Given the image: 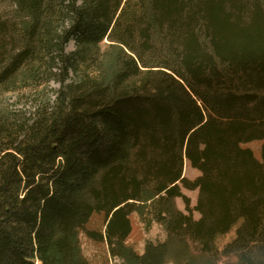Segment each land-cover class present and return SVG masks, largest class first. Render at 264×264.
I'll return each mask as SVG.
<instances>
[{
  "label": "trees",
  "instance_id": "16d2710c",
  "mask_svg": "<svg viewBox=\"0 0 264 264\" xmlns=\"http://www.w3.org/2000/svg\"><path fill=\"white\" fill-rule=\"evenodd\" d=\"M5 1L0 264H91L81 235L124 264L172 242L264 264V146L243 145L264 138V0ZM135 211L167 242L128 245Z\"/></svg>",
  "mask_w": 264,
  "mask_h": 264
},
{
  "label": "rangeland",
  "instance_id": "374dc122",
  "mask_svg": "<svg viewBox=\"0 0 264 264\" xmlns=\"http://www.w3.org/2000/svg\"><path fill=\"white\" fill-rule=\"evenodd\" d=\"M7 1L0 0V12L4 13L7 9ZM109 42L104 40L101 43V48L109 53L113 51L109 47ZM73 49V43L68 45V50ZM249 147L253 154L262 159V148L264 146V138L260 140H253L243 144ZM199 174V171L192 167L190 163L185 160L183 165V176L194 179ZM182 192L186 198L189 199L191 207H194L197 200V190H189L182 188ZM175 205L185 211V203L182 198L175 199ZM194 217L198 218L199 214L194 211ZM132 229L126 239V243L130 245L137 253L142 254L145 252L148 244L159 245L167 242V234L164 227L155 222H147L146 215L140 214L135 211L131 214ZM100 222L99 218H95L91 227H96ZM234 229L223 236L217 238L216 244L219 250L232 239L234 236ZM82 250L91 264H124L119 258L111 257L107 252V246L104 242L94 241L84 235H81ZM208 257L198 251H195L193 246L184 242H172L168 247L165 264H207ZM228 259L222 257L221 262H226Z\"/></svg>",
  "mask_w": 264,
  "mask_h": 264
}]
</instances>
